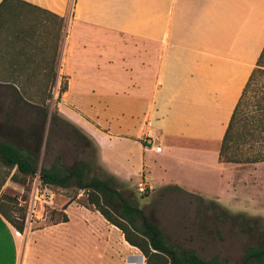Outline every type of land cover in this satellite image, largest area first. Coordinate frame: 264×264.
<instances>
[{"label":"crops","instance_id":"0c3cea01","mask_svg":"<svg viewBox=\"0 0 264 264\" xmlns=\"http://www.w3.org/2000/svg\"><path fill=\"white\" fill-rule=\"evenodd\" d=\"M51 21L53 55L52 39L38 33L41 24L50 32ZM0 30V75L65 77L60 101L75 116L71 123L126 143L127 150H117L118 165L136 161L145 174L153 152L164 159L211 150L217 157L264 46V0H0ZM98 160L106 170L109 163ZM160 163L156 168L165 173ZM142 180L153 182L149 175ZM158 180L155 189L170 182ZM225 184L229 200L244 196ZM68 202L53 197L51 205L67 222L28 234L0 215V264H144L96 211L79 207L77 225L69 228Z\"/></svg>","mask_w":264,"mask_h":264},{"label":"rangeland","instance_id":"374dc122","mask_svg":"<svg viewBox=\"0 0 264 264\" xmlns=\"http://www.w3.org/2000/svg\"><path fill=\"white\" fill-rule=\"evenodd\" d=\"M43 20L47 21L45 17ZM41 26L38 33L48 42L52 39L53 55L54 22L51 21L50 32L45 24ZM1 80H6L8 85L0 83V137L19 148L36 152L38 167H71L84 162L89 169V178L110 179L112 187L125 197L132 193L143 214L156 222L170 242L193 250L203 260L214 258L220 264H240L247 247L264 243L259 237L264 229V162L256 167H223L217 163L216 154L211 150L202 154L191 151L167 153L164 159L153 152L149 155L154 162L152 169L142 174L136 161L131 165H118L117 150H127L126 143L104 139L84 124H77L78 128L71 123L75 116L61 105V101H55L58 90L66 82L65 77L58 75L56 82L51 83L49 74L12 73L0 75V82H3ZM41 112L46 113L45 117ZM241 152L249 153L246 150ZM99 156L109 163L106 170L100 164ZM157 162L165 166V173L158 171ZM3 170L0 167V195L14 198L16 204L9 214L17 218L22 209L24 214L32 176L26 177L25 183L20 185L8 177L3 179ZM146 175L153 180L152 189L161 178L169 180L170 185L140 196L133 186ZM225 181L244 196L229 200L224 191ZM52 191L57 201L68 202L73 198L69 228L75 227L78 222L74 220L78 217L75 212L81 210L79 207L85 202L84 192L74 188H54ZM50 211L63 213L59 207H45L43 217L30 226L29 232L51 225ZM90 211L96 214L94 210ZM237 216L241 219L235 220ZM79 219H82L80 215ZM27 232L23 228L22 233ZM131 252L140 254L136 250Z\"/></svg>","mask_w":264,"mask_h":264},{"label":"trees","instance_id":"16d2710c","mask_svg":"<svg viewBox=\"0 0 264 264\" xmlns=\"http://www.w3.org/2000/svg\"><path fill=\"white\" fill-rule=\"evenodd\" d=\"M58 22L59 40L62 27L60 18ZM56 77L53 72L49 74L51 83L55 82ZM65 89V84L60 87L56 102L60 101ZM40 114L43 117L46 115L44 112ZM54 117L55 115L50 117L51 123ZM241 150L249 153H242ZM217 162L231 164L264 162V46L231 111L220 140ZM37 163L36 152L19 148L0 137V167L5 169L3 179L8 177L11 182L23 185L26 177L37 173L41 184L51 190L74 188L84 192L86 199L81 206L96 211L109 225L118 229L123 240L142 255L144 264H220L214 258L203 260L193 250L170 242L156 222L143 214L132 193L125 197L112 187L110 179L89 178V169L84 162H77L71 167L51 165L48 168L38 167ZM173 188L178 189L175 186ZM71 201L73 198L68 203ZM15 204L14 198L5 194L0 195V215L13 229L22 233L23 209L17 218L9 214ZM238 219H241V216L235 217V220ZM49 220L51 225L67 222L64 213L54 211H50ZM259 237L264 240V229L259 233ZM240 264H264V243L247 247Z\"/></svg>","mask_w":264,"mask_h":264},{"label":"built area","instance_id":"2783aa9c","mask_svg":"<svg viewBox=\"0 0 264 264\" xmlns=\"http://www.w3.org/2000/svg\"><path fill=\"white\" fill-rule=\"evenodd\" d=\"M152 190V187L145 180H140L134 185V191L138 195H146ZM53 197L51 188L42 185L38 174H34L30 181V197L24 209L23 224L25 231H29L30 226L43 217L44 209L52 205ZM21 203L25 202L21 201Z\"/></svg>","mask_w":264,"mask_h":264},{"label":"water","instance_id":"95a60500","mask_svg":"<svg viewBox=\"0 0 264 264\" xmlns=\"http://www.w3.org/2000/svg\"><path fill=\"white\" fill-rule=\"evenodd\" d=\"M137 258H138V260H141V256L139 255V256H137Z\"/></svg>","mask_w":264,"mask_h":264}]
</instances>
